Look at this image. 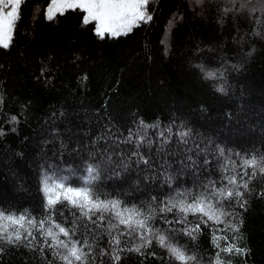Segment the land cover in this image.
Instances as JSON below:
<instances>
[{"label": "trees", "instance_id": "1", "mask_svg": "<svg viewBox=\"0 0 264 264\" xmlns=\"http://www.w3.org/2000/svg\"><path fill=\"white\" fill-rule=\"evenodd\" d=\"M256 2L255 13L222 17L220 0H205L202 6L192 0H154L150 22L127 35L105 33L101 39L94 22L82 24L79 10L48 20L50 0H27L10 47H0V208L43 215L42 174H52L49 166H71L78 177L93 151L101 158H114L113 164L103 166L97 191L129 205L148 203L152 197L160 201L175 189L218 180L223 161L216 158V145L241 154L264 152V24H256L257 17L264 21V11L260 0ZM170 20L174 23L169 28ZM256 30L262 35L254 36ZM200 65L216 71L217 77L206 79ZM220 87L225 91H217ZM141 120L160 126L147 129L156 141L151 151L147 146L141 149L152 157V167L137 166L133 158L124 172L120 154L126 160L133 148L113 141L123 140L129 130L135 132ZM169 125L171 167L165 169L160 167L165 156L157 154L156 147L159 132ZM186 130L192 133L188 147L209 146L196 171L181 163H187V154L175 134ZM205 159L211 162L207 166ZM165 171L175 177L172 189L164 183ZM79 183L73 177V186ZM250 187L245 208L235 202L227 206L242 221V239L235 243L245 249L242 255L224 254L231 264H264V178L258 176ZM65 216L73 219L71 212L65 211ZM177 218L168 215L169 220ZM188 219L196 222L191 215ZM85 223L75 238L91 242L94 236L85 231ZM155 226L170 227L159 220ZM174 242L196 253L200 264H210L217 251L208 228L195 240L178 233ZM0 246V264H60L47 250L41 255L38 248ZM131 246L129 241L126 247ZM101 248H109L106 235L96 239L95 264H113L109 256H99ZM142 253L124 251L117 264H169L167 252L155 244Z\"/></svg>", "mask_w": 264, "mask_h": 264}, {"label": "snow or ice", "instance_id": "2", "mask_svg": "<svg viewBox=\"0 0 264 264\" xmlns=\"http://www.w3.org/2000/svg\"><path fill=\"white\" fill-rule=\"evenodd\" d=\"M26 2L27 0H0V47H10L21 17L20 9ZM192 2L202 6L205 0ZM152 3L154 0H50L45 18L53 20L67 11L79 10L84 14L82 24L94 22V31L98 37L103 39L105 33L111 37H118L132 32L133 28L141 23L150 22L153 19L149 11ZM220 3L224 4L221 9L222 17L257 11L256 0H220ZM260 10L264 11V0H260ZM173 23V20L169 21V28ZM256 24H264V21L257 17ZM253 35L260 36L262 33L256 30ZM198 67L206 79L217 77L216 71L205 70L202 65ZM217 91L224 92L225 89L220 87ZM15 119L16 117H12L13 121ZM139 125L135 132L129 130L123 140L113 141L133 148L126 160L124 154H120L119 167L124 172L131 167L133 158L137 166L143 164L148 168L152 167V157L145 156L141 149L147 146L151 151L156 141L148 136L147 129L160 126L148 125L142 120ZM175 135L178 137L177 144L183 145L187 154V163L182 161V167L191 168L193 171L201 168L199 157L201 155L206 157L209 154V146L202 148L199 144H193L192 147H188V138L192 136L191 130L179 131ZM172 139V125L159 132L156 152L165 156L161 168L171 167L167 159L169 154L167 149L170 148ZM214 151L217 160L223 161L219 164L218 180L208 179L197 188L175 189L163 200L157 201V197H152L150 202L139 205H129L124 200L108 198L97 191L96 182L101 177L103 166L114 163L111 154L101 158L98 152H90L89 160L84 162V174L78 177L77 169L71 166L63 170L49 166L52 168V174L49 175L46 170L41 178V192L44 196L43 215L35 216L29 209L17 213L0 208V245H22L33 250L38 248L41 255L47 250L60 264H95L96 255L93 250L96 239L106 235L109 248H101L99 256H109L113 264L122 260V252L143 254L142 250L152 248L153 244L167 252L169 264L173 261L176 264H200L196 253H189L184 246L174 241L178 233L195 240L203 228H208L211 231L212 245L217 249L210 264H231V260L223 258L224 254L242 255L245 249L235 243L236 240L242 239L238 235L242 221L236 218L235 212L228 211L227 206L235 202L242 209L246 207L245 195L252 191L250 183L258 176L264 178V152L241 154L226 150L220 145H216ZM210 163L208 159L204 160V166ZM61 171L68 174L60 175ZM162 174L164 183L172 189L175 177L167 171ZM116 175L120 173L117 172ZM73 177L80 181L78 186H73ZM261 195L264 196V192ZM65 211L71 212L73 219L69 221ZM169 214L178 218L169 220ZM190 215L196 218L194 224L188 219ZM229 217L233 219H228ZM158 220L170 227H156ZM82 221H87L84 224L85 231L94 236L91 242L87 237L83 241L75 238ZM89 224L92 227H89ZM173 224H180L183 227L176 229L171 227ZM220 224L225 226L220 228L218 227ZM229 231L233 234L231 238L227 235ZM129 241H132V246L126 247ZM3 250L0 246V252ZM151 255L156 254L152 252ZM48 264H54V261H49Z\"/></svg>", "mask_w": 264, "mask_h": 264}]
</instances>
